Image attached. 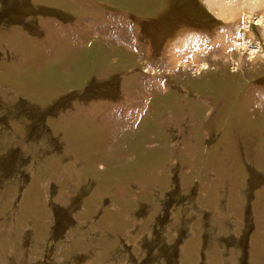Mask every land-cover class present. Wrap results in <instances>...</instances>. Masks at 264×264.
Listing matches in <instances>:
<instances>
[{"label": "rangeland", "instance_id": "374dc122", "mask_svg": "<svg viewBox=\"0 0 264 264\" xmlns=\"http://www.w3.org/2000/svg\"><path fill=\"white\" fill-rule=\"evenodd\" d=\"M32 3L0 0V264H264L263 12Z\"/></svg>", "mask_w": 264, "mask_h": 264}, {"label": "bare ground", "instance_id": "6f19581e", "mask_svg": "<svg viewBox=\"0 0 264 264\" xmlns=\"http://www.w3.org/2000/svg\"><path fill=\"white\" fill-rule=\"evenodd\" d=\"M205 3L210 11L216 12L218 17L220 16L224 19L229 18L232 13L235 14L236 11H241L244 8L251 14L256 11L260 12L261 10L263 14L260 18L258 17L256 22L263 23L261 19L264 18V0H246V2L242 0H205Z\"/></svg>", "mask_w": 264, "mask_h": 264}, {"label": "crops", "instance_id": "0c3cea01", "mask_svg": "<svg viewBox=\"0 0 264 264\" xmlns=\"http://www.w3.org/2000/svg\"><path fill=\"white\" fill-rule=\"evenodd\" d=\"M26 5H28L29 7H32L33 6L32 0H25V6ZM34 20H35L36 27L39 28L38 35L39 34H42L43 31H42V28H41V25H40V22H39V18L38 17L37 18H34ZM138 28L141 30V28L139 27V25H138ZM186 31H188V33L190 32L189 30H186ZM183 33H185V32H183Z\"/></svg>", "mask_w": 264, "mask_h": 264}, {"label": "trees", "instance_id": "16d2710c", "mask_svg": "<svg viewBox=\"0 0 264 264\" xmlns=\"http://www.w3.org/2000/svg\"><path fill=\"white\" fill-rule=\"evenodd\" d=\"M204 10H205V8H204ZM207 11H206V17H207ZM209 15V14H208ZM204 18V17H203ZM207 19H210L211 20V18L210 17H207ZM188 29V28H187ZM189 30V29H188ZM200 30H205V28L203 27V28H194V29H191L190 31H200Z\"/></svg>", "mask_w": 264, "mask_h": 264}]
</instances>
